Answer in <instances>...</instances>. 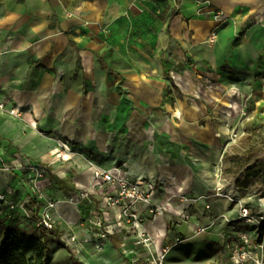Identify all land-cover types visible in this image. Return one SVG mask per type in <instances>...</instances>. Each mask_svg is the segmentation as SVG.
I'll return each mask as SVG.
<instances>
[{"label":"crops","instance_id":"0c3cea01","mask_svg":"<svg viewBox=\"0 0 264 264\" xmlns=\"http://www.w3.org/2000/svg\"><path fill=\"white\" fill-rule=\"evenodd\" d=\"M205 2L209 9L203 10ZM224 18L230 21L222 24ZM246 21V34L228 49L229 38ZM259 21L264 23V0H0V98L20 110L19 116L0 112V191L11 189L16 199L30 197L29 182L13 166L16 153L46 166V177L36 184L58 200L68 190H94L93 170L82 175L89 165L75 166L73 148L93 142L100 151L107 150L111 126L119 117L125 123L127 147L181 148L203 169L193 173L181 164V154L173 160L176 169L167 156L153 154L154 167L145 168L138 154H124L128 176H160L166 197L206 195L208 187L220 186L222 195L238 202L224 207L225 199L215 197L218 209L212 211L211 226L210 217L200 222L190 213V220L175 227L163 212L153 227L149 222L155 216H148L144 228L156 250L174 236L185 239L169 251L165 264H231L223 234L253 231L236 220L243 199L237 187L221 181L210 166L222 161L230 134L246 114L247 98L240 94L249 96L248 81L264 51V26L254 23ZM214 28L218 35L209 44ZM206 46H214L220 55L217 63L227 60L234 70L231 79L214 66L207 71L202 65L210 53ZM148 118L156 122L153 132L145 127ZM84 126L89 132L106 133L104 150L93 136L74 140L65 133L67 127ZM61 142L68 148L62 149ZM203 181L206 189L195 185ZM163 201L153 198L165 211L174 210ZM59 202L64 204L52 210L55 229L81 235L85 207ZM4 224L34 234L39 243L47 239L46 264L61 255L64 264H147L145 248L136 246L132 237L110 236L101 250L82 242L66 246L30 222L17 220L0 221V242ZM198 226L207 228L196 234ZM65 248L68 256L61 253Z\"/></svg>","mask_w":264,"mask_h":264},{"label":"built area","instance_id":"2783aa9c","mask_svg":"<svg viewBox=\"0 0 264 264\" xmlns=\"http://www.w3.org/2000/svg\"><path fill=\"white\" fill-rule=\"evenodd\" d=\"M202 9H209L204 3ZM217 15L215 14L214 17ZM215 30H211L207 43L213 44L216 40ZM0 112L19 116L17 106L8 107L5 98H0ZM61 148L67 149V144L61 142ZM14 167L21 170L29 182L30 197L16 199L12 197V190L0 191V221H28L35 228L53 230L56 220L52 210L59 201H66L75 205L84 206L85 212L81 219L82 234L74 230L60 234L61 242L66 246H74L79 242L92 244L96 250H101L103 242L110 236L121 235L124 239L132 237L136 246L145 248L147 264H165V257L169 251L181 244L185 239L174 236L171 243H167L156 250L153 239L144 228V221L163 211L161 205L153 203L156 185L147 177L133 178L127 175L122 166L114 172L100 166L93 169V189H72L66 191L61 200L52 197L36 183L46 177L47 168L40 162L30 160L18 153L14 157ZM6 170L9 168L6 167ZM99 189V192H98ZM182 204L189 205L192 200L182 196ZM188 207V206H186ZM186 207L174 211L175 215L189 219L185 213ZM205 208H209L205 204ZM147 215H144V212ZM223 217V215L218 216ZM237 220L253 228V234L246 230L234 234H223L224 248L229 252L231 264H261L264 252V240L256 242V229L264 221V205L255 209L252 206L242 205L239 208ZM178 227V223L174 224ZM207 227H196L202 232Z\"/></svg>","mask_w":264,"mask_h":264},{"label":"rangeland","instance_id":"374dc122","mask_svg":"<svg viewBox=\"0 0 264 264\" xmlns=\"http://www.w3.org/2000/svg\"><path fill=\"white\" fill-rule=\"evenodd\" d=\"M223 20L224 21L222 24L226 23L228 19L224 18ZM254 23L262 24L264 26V23H262L261 21ZM249 24L250 23L248 21L240 24V28L237 29L235 36L229 38V41L227 43V46L229 47L228 49L232 50L230 48L231 45L236 46L238 42L241 41V38L246 34ZM235 25L238 26L237 23H235ZM214 30L218 35V28H214ZM214 46L204 47V49L208 50L210 53L208 55V59H204L202 65L205 66L207 71H211V68H213L214 66L215 68L220 69L224 74H226L227 78L231 79L234 74L233 68H231L226 59H221L217 63L216 60H218V56L220 57V55H218V52L215 50ZM258 55L259 66L256 69L255 73L251 75L250 81H248L249 96L240 94L242 98H247L246 114H244L243 117L236 123V132L230 134V136H232L231 143L229 147L224 150L222 161L218 164L210 166V170L212 171V173H215L217 176H219L218 178L221 179V181L226 180L229 184L232 183L237 187L239 199L243 198L241 199V205L252 206L255 209H259L264 205V51H262ZM207 85H210V83H207ZM115 119H117V121H114L113 125L111 126V135L107 150H105L104 152L100 151L93 142L88 144H76L73 148V151L75 155L78 156V163H76L75 166L80 165V163H87L88 165L92 164L94 166H100L110 170L115 167L122 166L127 173V171L129 170V164L127 159H125L124 154H138L139 159L142 163L141 165L145 168L154 167V165H150V157L154 154L171 158V167L176 169L173 160L177 158V154H181V156H184V151H182L181 148H167L165 146H161V149L157 150L155 148L149 149L145 146L138 149L127 147L124 139L126 136L124 132L125 123H123V121H118L120 120L119 117H116ZM144 124L145 127H149L152 130L151 132H153L156 122L154 118H148L144 122ZM154 140L158 142V139L156 137H154ZM186 156L188 157V155ZM186 156L179 159L181 160V164H187V166L191 168L193 173L197 172L198 174H201L203 171L201 166L199 164H196L192 159H190L189 157L187 158ZM73 166L74 165H70L69 168H73ZM151 180H153L156 185L154 196H156L160 201L164 200L165 203H171V205L173 206L174 210L170 209L165 211L163 209V212L170 216L169 219L171 220V222H174V224H182L184 220V218H182L181 216L174 215V211H176L177 209V211H180L183 207L188 206L186 207L187 209L191 206V208L188 210V214L191 213V215H194L200 222L206 223L207 217H210V222L207 226H211L214 225V223L212 222V211L218 209L217 198L215 197H223L225 199L223 200L224 207H227L230 202L233 204L238 203L236 201L237 199H231L229 196L222 195L220 186H214L207 188L208 194L206 195L198 196L194 193L188 194L187 198H190L192 202L189 205H187V203L182 204L180 202V198L182 196L186 197L184 194L170 195L166 197L162 188L161 177L155 176L154 178H151ZM204 181L195 182V185H202L201 188L206 189V182L204 183ZM200 200H204V202H206L204 203V206L200 203H197ZM205 204H207L209 208H205ZM159 205L163 207L162 204ZM222 219L225 220V222L229 221L228 219H225L224 215ZM248 230L254 231L253 228H248ZM214 231L217 232L216 229ZM195 233L199 234L201 232L195 230ZM211 242H213V240ZM62 252H64V255L66 256L69 255V251L67 248H65V250H61V253ZM51 264H64L63 256L61 255L57 258L55 257Z\"/></svg>","mask_w":264,"mask_h":264},{"label":"trees","instance_id":"16d2710c","mask_svg":"<svg viewBox=\"0 0 264 264\" xmlns=\"http://www.w3.org/2000/svg\"><path fill=\"white\" fill-rule=\"evenodd\" d=\"M5 221H3L4 223ZM4 230L2 240L0 242V264H46L47 257V239L39 243L33 234L19 230L15 225H3ZM47 235H51L59 244H63L60 240V232L56 229L45 230L36 228ZM256 242H261L264 236V221L256 229ZM64 245V244H63ZM34 254H30V252Z\"/></svg>","mask_w":264,"mask_h":264},{"label":"bare ground","instance_id":"6f19581e","mask_svg":"<svg viewBox=\"0 0 264 264\" xmlns=\"http://www.w3.org/2000/svg\"><path fill=\"white\" fill-rule=\"evenodd\" d=\"M65 133L68 134L72 139L74 140H84L86 141V138L88 136H93L95 139H96V144L98 145V147L102 150H104L106 148V133L104 132H89V130L84 126V127H79L78 130H72L71 128L67 127L65 129ZM94 169V165L90 164L88 169L83 172L82 175H89L91 174V171ZM118 169V168H117ZM113 170V169H112ZM169 177L168 176V180H169ZM64 204L63 202H58L57 206L59 205H62ZM163 211H160L157 215H155V218L149 222V224H153V227L155 226L154 225V222L158 221V220H161V215H162Z\"/></svg>","mask_w":264,"mask_h":264}]
</instances>
